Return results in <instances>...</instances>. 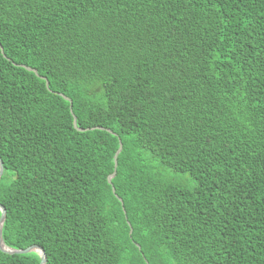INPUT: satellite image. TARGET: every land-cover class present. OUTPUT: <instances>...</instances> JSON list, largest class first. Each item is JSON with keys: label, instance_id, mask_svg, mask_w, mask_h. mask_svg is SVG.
Returning <instances> with one entry per match:
<instances>
[{"label": "trees", "instance_id": "trees-1", "mask_svg": "<svg viewBox=\"0 0 264 264\" xmlns=\"http://www.w3.org/2000/svg\"><path fill=\"white\" fill-rule=\"evenodd\" d=\"M0 47L5 246L264 264V0H0Z\"/></svg>", "mask_w": 264, "mask_h": 264}, {"label": "water", "instance_id": "water-1", "mask_svg": "<svg viewBox=\"0 0 264 264\" xmlns=\"http://www.w3.org/2000/svg\"><path fill=\"white\" fill-rule=\"evenodd\" d=\"M1 49V52H2V48L0 47ZM25 69L27 70H31L32 72L36 73V70L34 68H31L29 66H25V65H22ZM44 80H45V85L48 86V82L47 80L42 77ZM66 100H69L68 97L66 96H63ZM70 109H71V106H70ZM73 126L77 129V130H85V129H82V128H77L76 126V118L75 116H73ZM93 129V128H92ZM121 150V143H119V147L117 149V151L115 152V155H114V169H115V166H116V156L117 154L119 153V151ZM0 171H2V162L0 161ZM115 174V170L112 172V174L108 175L107 177V181L110 183V179L114 176ZM112 191L114 192V188L112 187ZM120 203H121V200L119 199ZM124 211V210H123ZM0 212H1V215H0V249L4 252H7V253H27V252H30V251H35L39 254L40 256V262L39 264H45V254H44V251L36 246V245H33V246H29L25 249H19V250H15V249H11V248H8L6 247L3 242H2V239H1V227H2V222L4 220V217H5V209L0 205ZM129 224V223H128Z\"/></svg>", "mask_w": 264, "mask_h": 264}, {"label": "snow or ice", "instance_id": "snow-or-ice-1", "mask_svg": "<svg viewBox=\"0 0 264 264\" xmlns=\"http://www.w3.org/2000/svg\"><path fill=\"white\" fill-rule=\"evenodd\" d=\"M3 173H2V171H0V175H2Z\"/></svg>", "mask_w": 264, "mask_h": 264}, {"label": "bare ground", "instance_id": "bare-ground-1", "mask_svg": "<svg viewBox=\"0 0 264 264\" xmlns=\"http://www.w3.org/2000/svg\"><path fill=\"white\" fill-rule=\"evenodd\" d=\"M1 161V160H0ZM7 247V246H6ZM25 249V248H24ZM37 253V252H36ZM39 255V254H38Z\"/></svg>", "mask_w": 264, "mask_h": 264}, {"label": "rangeland", "instance_id": "rangeland-1", "mask_svg": "<svg viewBox=\"0 0 264 264\" xmlns=\"http://www.w3.org/2000/svg\"><path fill=\"white\" fill-rule=\"evenodd\" d=\"M15 250H19V249H15Z\"/></svg>", "mask_w": 264, "mask_h": 264}]
</instances>
